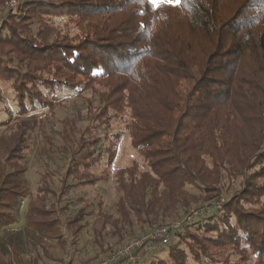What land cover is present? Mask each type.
<instances>
[{"label":"trees","instance_id":"obj_1","mask_svg":"<svg viewBox=\"0 0 264 264\" xmlns=\"http://www.w3.org/2000/svg\"><path fill=\"white\" fill-rule=\"evenodd\" d=\"M9 1L0 0V9ZM20 1L0 28V80L14 101V108L0 107L8 116L0 121L7 125L0 131V229L18 223L29 170L23 153L31 128L20 119L47 109L56 117L64 100L53 97L68 89L83 101L77 112L87 111V121L100 126L83 129L86 120L65 106L60 130H45L43 121L42 171L27 203V234H49L67 248L63 234L56 235L61 217L50 218L55 211L39 204L63 192L59 184L82 166L91 171L103 159L113 165L118 150L107 131L121 115L147 168L121 169L109 223V241L118 245L83 264L158 226L170 227L171 241L140 250L142 264H228L230 245L244 250L247 263L264 264V206H246L249 196L264 195V0H182L158 8L148 0ZM37 14L69 15L80 33L49 37L39 27L31 34L22 22ZM4 98L0 93V105ZM102 125L106 136L88 142ZM125 135L115 136L118 143ZM65 158L71 162L60 177L57 159ZM238 179L244 186L232 194ZM204 209L209 216L190 224Z\"/></svg>","mask_w":264,"mask_h":264},{"label":"rangeland","instance_id":"obj_2","mask_svg":"<svg viewBox=\"0 0 264 264\" xmlns=\"http://www.w3.org/2000/svg\"><path fill=\"white\" fill-rule=\"evenodd\" d=\"M42 1L52 2L55 0ZM21 2L20 0H11L6 3L5 7L1 6L0 28L3 23L1 19L5 20L7 18L10 20V18H13L9 15L10 12L13 8H17ZM46 11L52 13L53 10ZM22 26H25L26 30L29 29L31 34H36L40 27L47 30L45 35L52 37V34L55 35L60 33L63 39L72 38L75 34L80 33L77 20L69 15L37 14L34 16V19L27 20V23L22 22ZM11 92V88H7L6 83L0 80V93H3L5 96V98L2 99L0 107L4 108L9 106V108H14ZM53 98L54 100H64V102L57 104L58 114L56 117L50 116V109H47L39 113L38 111L32 112L20 119L24 120L23 123L30 125L31 128L28 133L29 147L26 149L25 153H23L25 154L29 170L22 177L24 184L21 187L22 207L19 213H17L18 223L14 224V226L0 229V264H66L68 259H71L72 264H75L83 252L89 254L88 256H84L83 263H86L89 258L100 256L116 247L118 243L109 241V233L112 231L109 223L114 216H116L115 203L120 196L117 181L122 173L121 169L134 163H138L142 170L147 168L143 156L133 148L128 136L125 135L127 131L125 124L126 118L117 115L111 122V128L108 130L109 132L107 131V135L112 139L109 144H113L114 148L118 150V155L113 165L108 166L106 160L103 159L102 161H97V163L91 167V171H85L82 166L80 172L74 173L65 184H59L57 191L59 192L62 189L63 192H60L55 198L53 197V199L39 204L43 209L55 211L50 218L61 217V225L56 235L63 234L60 242L66 240L68 243L67 248L64 249L60 247L57 239L50 240L49 234L44 236L41 232H36L34 238L27 234L25 227L28 213L27 203L38 193L36 190L37 180L39 178L37 170L42 171V168H40L41 163L38 161L39 158L37 155L44 139L42 127L48 125L45 130L49 132H52V130H60L62 127L61 117L65 116L67 112L64 106L73 112L72 116L74 118L83 117L86 120L83 123V129H85L87 125H91L92 127L97 126V128L100 126V121H87V117H89L87 111L77 112L79 108L83 107V101L73 97L68 89L60 90ZM94 106L96 107L97 105L95 104ZM46 112H48V114L45 115L44 113ZM4 116V113H0V121L8 118V116ZM112 116H114L113 113ZM43 121L44 125L42 126ZM6 127L7 125L3 126L0 124V131L6 129ZM97 128L92 131V133L87 134L89 136L88 142L94 140V138L98 140L100 136H106L105 126L102 125L100 129ZM120 132L123 133V136L125 135V138L118 143L115 136ZM96 147L98 148V146ZM88 148H90V146H88ZM80 161H82V159H80L79 162ZM57 162V165H59L58 172L60 177H63L71 161L69 158H65L62 160L57 159ZM243 186V180L238 179L236 186H234V189L230 192L232 194L240 192ZM42 187L46 188L45 183H43ZM41 196L42 198H46L47 195L42 194ZM247 200L246 206L248 208L253 209L264 206V195L261 197L249 196ZM205 211L206 209L202 212L194 213L191 216L190 224L202 219V216H209L210 211ZM79 213L82 218L76 221L77 219L75 217H77ZM69 221H71V226L67 224ZM178 223L180 222H174L171 226L182 225ZM103 227L105 228L104 230ZM187 230L191 232L189 228ZM99 232L101 235L98 237V241L101 246L94 242ZM56 235L53 236L55 237ZM186 235L188 236V234ZM176 240L178 239L173 237V242H176ZM182 243L181 246L189 251L187 245L189 243V238H184V242ZM225 251V254H230L231 261L228 264H232L236 260L241 264H253V262L247 263L245 256L242 257L244 259H240V257L244 255V250H239L230 245ZM40 253L42 256L39 257ZM36 257H39L37 261Z\"/></svg>","mask_w":264,"mask_h":264},{"label":"built area","instance_id":"obj_3","mask_svg":"<svg viewBox=\"0 0 264 264\" xmlns=\"http://www.w3.org/2000/svg\"><path fill=\"white\" fill-rule=\"evenodd\" d=\"M170 241V227L158 226L148 232L130 238L127 242L115 248L108 255L89 264H142L143 256L141 255L140 250L144 249L153 251L162 245H167ZM88 255L89 254L83 252L75 264H82L84 256ZM66 264H72L71 259H68Z\"/></svg>","mask_w":264,"mask_h":264},{"label":"snow or ice","instance_id":"obj_4","mask_svg":"<svg viewBox=\"0 0 264 264\" xmlns=\"http://www.w3.org/2000/svg\"><path fill=\"white\" fill-rule=\"evenodd\" d=\"M152 7L158 8L162 3H167L173 6H179L182 3V0H148Z\"/></svg>","mask_w":264,"mask_h":264}]
</instances>
